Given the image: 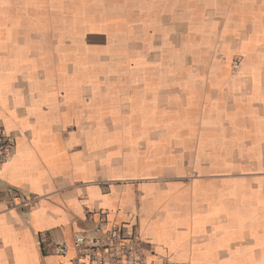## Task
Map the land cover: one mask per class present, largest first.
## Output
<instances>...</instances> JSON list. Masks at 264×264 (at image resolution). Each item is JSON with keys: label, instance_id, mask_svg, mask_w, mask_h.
Returning a JSON list of instances; mask_svg holds the SVG:
<instances>
[{"label": "crops", "instance_id": "obj_1", "mask_svg": "<svg viewBox=\"0 0 264 264\" xmlns=\"http://www.w3.org/2000/svg\"><path fill=\"white\" fill-rule=\"evenodd\" d=\"M0 123V264H71L88 219L264 264V0H0Z\"/></svg>", "mask_w": 264, "mask_h": 264}, {"label": "built area", "instance_id": "obj_2", "mask_svg": "<svg viewBox=\"0 0 264 264\" xmlns=\"http://www.w3.org/2000/svg\"><path fill=\"white\" fill-rule=\"evenodd\" d=\"M15 139L0 123V165L6 162ZM33 204L34 198L24 200ZM72 252L71 264H179L168 257L158 256L152 243L137 230L126 225L88 219V227L74 234L72 243H59L55 252L67 255Z\"/></svg>", "mask_w": 264, "mask_h": 264}, {"label": "rangeland", "instance_id": "obj_3", "mask_svg": "<svg viewBox=\"0 0 264 264\" xmlns=\"http://www.w3.org/2000/svg\"><path fill=\"white\" fill-rule=\"evenodd\" d=\"M192 44V45H196L197 43H200L201 44V42L200 41H198V40H189L188 41V45L189 44ZM190 44V45H191ZM185 50H184V57H185V59L186 60H188V62L190 63V62H192V59H193V57H192V55H194V54H196V55H198V54H200V58H201V56H202V58H205V57H207L208 56V54H204V55H202L203 54V52H202V50H200V51H195V52H193L192 51V49L188 46V47H186V48H184ZM191 69L189 70V68L188 67H184L183 68V74L184 75H189V74H191ZM181 71L179 70L178 71V73H180Z\"/></svg>", "mask_w": 264, "mask_h": 264}]
</instances>
